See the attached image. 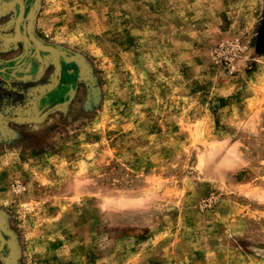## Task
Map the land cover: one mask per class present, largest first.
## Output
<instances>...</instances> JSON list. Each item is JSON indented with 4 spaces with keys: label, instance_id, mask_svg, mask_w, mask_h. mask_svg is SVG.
I'll list each match as a JSON object with an SVG mask.
<instances>
[{
    "label": "rangeland",
    "instance_id": "obj_1",
    "mask_svg": "<svg viewBox=\"0 0 264 264\" xmlns=\"http://www.w3.org/2000/svg\"><path fill=\"white\" fill-rule=\"evenodd\" d=\"M264 0H0V264H264Z\"/></svg>",
    "mask_w": 264,
    "mask_h": 264
},
{
    "label": "trees",
    "instance_id": "obj_2",
    "mask_svg": "<svg viewBox=\"0 0 264 264\" xmlns=\"http://www.w3.org/2000/svg\"><path fill=\"white\" fill-rule=\"evenodd\" d=\"M256 49L259 53H264V35L257 38Z\"/></svg>",
    "mask_w": 264,
    "mask_h": 264
}]
</instances>
